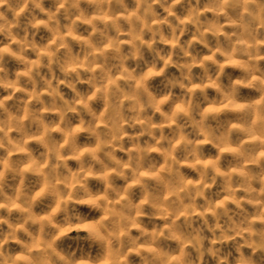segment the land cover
Segmentation results:
<instances>
[{
	"label": "rangeland",
	"instance_id": "rangeland-1",
	"mask_svg": "<svg viewBox=\"0 0 264 264\" xmlns=\"http://www.w3.org/2000/svg\"><path fill=\"white\" fill-rule=\"evenodd\" d=\"M0 264H264V0H0Z\"/></svg>",
	"mask_w": 264,
	"mask_h": 264
}]
</instances>
